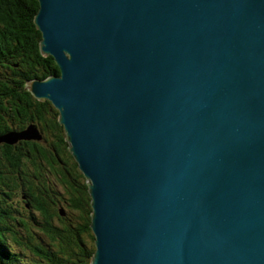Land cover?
<instances>
[{
	"label": "water",
	"instance_id": "obj_1",
	"mask_svg": "<svg viewBox=\"0 0 264 264\" xmlns=\"http://www.w3.org/2000/svg\"><path fill=\"white\" fill-rule=\"evenodd\" d=\"M37 2L59 73L25 87L85 179L89 264H264V0Z\"/></svg>",
	"mask_w": 264,
	"mask_h": 264
},
{
	"label": "trees",
	"instance_id": "obj_2",
	"mask_svg": "<svg viewBox=\"0 0 264 264\" xmlns=\"http://www.w3.org/2000/svg\"><path fill=\"white\" fill-rule=\"evenodd\" d=\"M37 8V0H0V135L29 124L41 133L0 144V264H89L94 235L85 179L57 109L25 87L59 73L39 51ZM23 194L22 210L16 202Z\"/></svg>",
	"mask_w": 264,
	"mask_h": 264
},
{
	"label": "flooded vegetation",
	"instance_id": "obj_3",
	"mask_svg": "<svg viewBox=\"0 0 264 264\" xmlns=\"http://www.w3.org/2000/svg\"><path fill=\"white\" fill-rule=\"evenodd\" d=\"M8 124H11V123H8ZM15 142H16V144H19L20 139H17ZM15 142H13V143H15ZM1 143H3V141H0V144H1ZM13 143H8V144H13ZM24 197H25L24 194H23V195H20L18 201L16 202V205H17L20 209H22V210H23V206H24L22 200H23ZM25 205H26V204H25ZM27 206H28V208L30 207L28 204H27Z\"/></svg>",
	"mask_w": 264,
	"mask_h": 264
},
{
	"label": "rangeland",
	"instance_id": "obj_4",
	"mask_svg": "<svg viewBox=\"0 0 264 264\" xmlns=\"http://www.w3.org/2000/svg\"><path fill=\"white\" fill-rule=\"evenodd\" d=\"M37 181H38V180H37ZM58 188H59V187H58ZM17 197H18V196H17ZM17 197H16V199H17ZM32 230H33V231H36L37 229L33 227Z\"/></svg>",
	"mask_w": 264,
	"mask_h": 264
},
{
	"label": "bare ground",
	"instance_id": "obj_5",
	"mask_svg": "<svg viewBox=\"0 0 264 264\" xmlns=\"http://www.w3.org/2000/svg\"><path fill=\"white\" fill-rule=\"evenodd\" d=\"M54 74V73H53Z\"/></svg>",
	"mask_w": 264,
	"mask_h": 264
}]
</instances>
